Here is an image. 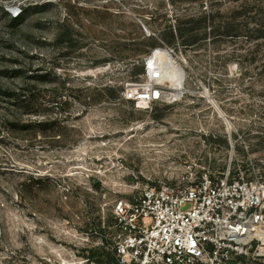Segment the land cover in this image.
Masks as SVG:
<instances>
[{"label": "rangeland", "instance_id": "obj_1", "mask_svg": "<svg viewBox=\"0 0 264 264\" xmlns=\"http://www.w3.org/2000/svg\"><path fill=\"white\" fill-rule=\"evenodd\" d=\"M161 51L183 96L136 110ZM228 171L264 178V0H0V264H117V201Z\"/></svg>", "mask_w": 264, "mask_h": 264}, {"label": "built area", "instance_id": "obj_2", "mask_svg": "<svg viewBox=\"0 0 264 264\" xmlns=\"http://www.w3.org/2000/svg\"><path fill=\"white\" fill-rule=\"evenodd\" d=\"M21 12L11 10L14 17ZM151 58L145 59L143 79L122 93L139 111L168 101ZM113 213L118 264H234L264 243L257 238L264 228V178L204 173L193 185L146 188L117 201Z\"/></svg>", "mask_w": 264, "mask_h": 264}, {"label": "bare ground", "instance_id": "obj_3", "mask_svg": "<svg viewBox=\"0 0 264 264\" xmlns=\"http://www.w3.org/2000/svg\"><path fill=\"white\" fill-rule=\"evenodd\" d=\"M152 61L158 64L162 73V81L170 83L172 86L167 92L168 100L181 98L184 93V75L183 66L177 62L167 51H161L152 56ZM257 238L264 241V228L257 233Z\"/></svg>", "mask_w": 264, "mask_h": 264}, {"label": "trees", "instance_id": "obj_4", "mask_svg": "<svg viewBox=\"0 0 264 264\" xmlns=\"http://www.w3.org/2000/svg\"><path fill=\"white\" fill-rule=\"evenodd\" d=\"M25 12H26V10H22L21 14H24V15H25ZM24 15H23V16H24ZM19 16H20V15H19ZM19 16H18V17H15V19H18ZM21 102H22V104H24V106H26V107L32 106V105L35 104V96H32V97H27V96H25L24 99L21 100ZM65 104H67V102H66ZM131 104H132V103H131ZM132 105H133V104H132ZM26 112L29 113V114H36V111H32V110H28V111H26ZM41 125H42V123H39V124H38L39 127H41ZM117 264H118V260H117Z\"/></svg>", "mask_w": 264, "mask_h": 264}]
</instances>
